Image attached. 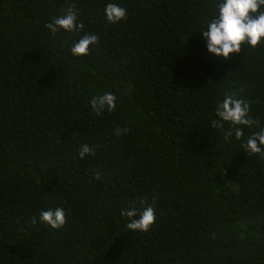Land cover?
Segmentation results:
<instances>
[{"label": "trees", "instance_id": "16d2710c", "mask_svg": "<svg viewBox=\"0 0 264 264\" xmlns=\"http://www.w3.org/2000/svg\"><path fill=\"white\" fill-rule=\"evenodd\" d=\"M107 2L0 0V264H264V152L241 146L264 127V43L208 55L218 0H118L116 23ZM70 7L82 29L51 34ZM225 93L258 121L241 140L212 126ZM130 202L154 207L149 231L126 229ZM51 205L62 228L33 223Z\"/></svg>", "mask_w": 264, "mask_h": 264}, {"label": "clouds", "instance_id": "9594fccd", "mask_svg": "<svg viewBox=\"0 0 264 264\" xmlns=\"http://www.w3.org/2000/svg\"><path fill=\"white\" fill-rule=\"evenodd\" d=\"M104 16L107 22L116 23L126 18L127 9L118 0H108L104 6ZM82 27L76 11L71 7L62 16H56L45 24V28L53 35L61 29L69 33L79 32ZM199 30L206 53L217 59L228 58L230 53H238L245 43L256 47L264 43V0H218L211 19ZM97 42L96 34L85 32L79 40L72 43L70 52L73 56L87 55L89 45H95ZM116 100L114 93L105 91L94 95L89 104L92 111L99 115L104 111L115 110ZM215 116L216 119L211 122L212 126L222 127L227 123L228 136H234L236 140H241L245 128L258 124V121H254L250 116L247 100L234 93H225L216 103ZM127 131V127L115 130L117 136ZM241 146L248 154L264 152V127L241 141ZM92 152L93 148L83 143L78 155L83 159ZM120 215L127 220L126 229L147 232L155 221L156 212L151 204L138 207L130 202L127 207L120 209ZM37 219L52 229H59L66 223V214L62 207L51 205L41 209L38 217H33V223H36Z\"/></svg>", "mask_w": 264, "mask_h": 264}]
</instances>
